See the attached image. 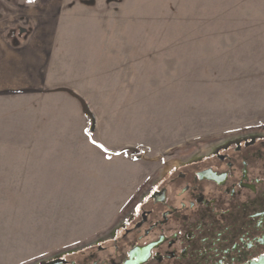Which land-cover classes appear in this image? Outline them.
<instances>
[{
  "label": "rangeland",
  "instance_id": "374dc122",
  "mask_svg": "<svg viewBox=\"0 0 264 264\" xmlns=\"http://www.w3.org/2000/svg\"><path fill=\"white\" fill-rule=\"evenodd\" d=\"M66 1L0 0V46L42 29L57 73L0 92V264L102 231L163 164L264 131V0Z\"/></svg>",
  "mask_w": 264,
  "mask_h": 264
},
{
  "label": "flooded vegetation",
  "instance_id": "af4514ba",
  "mask_svg": "<svg viewBox=\"0 0 264 264\" xmlns=\"http://www.w3.org/2000/svg\"><path fill=\"white\" fill-rule=\"evenodd\" d=\"M122 209L23 264H264V131L163 164Z\"/></svg>",
  "mask_w": 264,
  "mask_h": 264
},
{
  "label": "crops",
  "instance_id": "0c3cea01",
  "mask_svg": "<svg viewBox=\"0 0 264 264\" xmlns=\"http://www.w3.org/2000/svg\"><path fill=\"white\" fill-rule=\"evenodd\" d=\"M59 1V6H63L64 2H67L66 0ZM260 28H263L264 38V25ZM39 35H41L40 40L29 36L26 39L22 38L17 46L7 44L0 46V92L39 89L42 85L57 79L53 59H51V54L55 49L52 46L49 48L50 41L47 40L48 36L44 30L41 29ZM62 88L68 89L67 87ZM70 91L75 92L73 87ZM83 112V110L79 111L82 121H84ZM102 143L103 141L100 144L104 148L108 150L111 148Z\"/></svg>",
  "mask_w": 264,
  "mask_h": 264
},
{
  "label": "water",
  "instance_id": "95a60500",
  "mask_svg": "<svg viewBox=\"0 0 264 264\" xmlns=\"http://www.w3.org/2000/svg\"><path fill=\"white\" fill-rule=\"evenodd\" d=\"M88 111V110H87ZM93 126H94V119L93 117L91 116V125H90V129L92 130L93 129Z\"/></svg>",
  "mask_w": 264,
  "mask_h": 264
},
{
  "label": "snow or ice",
  "instance_id": "6c2138e0",
  "mask_svg": "<svg viewBox=\"0 0 264 264\" xmlns=\"http://www.w3.org/2000/svg\"><path fill=\"white\" fill-rule=\"evenodd\" d=\"M30 2H31V0H30Z\"/></svg>",
  "mask_w": 264,
  "mask_h": 264
}]
</instances>
